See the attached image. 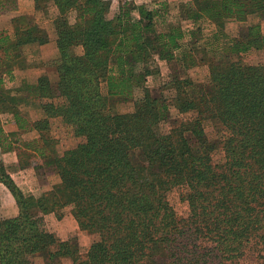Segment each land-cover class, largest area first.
<instances>
[{
  "label": "trees",
  "instance_id": "trees-1",
  "mask_svg": "<svg viewBox=\"0 0 264 264\" xmlns=\"http://www.w3.org/2000/svg\"><path fill=\"white\" fill-rule=\"evenodd\" d=\"M191 2L180 5L174 24L170 5L163 3L156 8L123 0L113 12L112 0H36L37 10L54 6L63 15L57 22L58 52L45 62L56 67L58 82L53 85L44 74L30 85L41 100L30 120L20 110L21 89L5 88L0 75V140L3 148L19 151L21 166L27 154L36 155L61 180L40 195H27L0 163V182L19 208L17 216L0 219V264H35L37 255L50 264L60 257H71L73 264H147L157 256L170 264H226L244 257L252 241L264 244V63L243 57L264 49L263 26L252 24L241 38L223 40L228 17L264 19V0ZM5 8L0 0V13ZM69 11L76 13L74 24ZM204 19L217 31L197 56L202 28L189 31L187 49L183 21L195 25ZM23 21L17 19L22 31L15 39L0 33V71L14 69L23 43L47 39L43 26ZM154 51L174 61L179 72L183 68L185 75L169 81L173 97L153 95L146 85ZM202 64L208 73L191 95L190 71ZM114 97L132 100L134 110L112 113ZM172 108L194 114L161 133L159 125ZM203 115L222 122L217 143L202 140ZM4 116L17 130L5 131ZM53 126L78 137L77 146L59 153ZM33 130L40 137H23ZM187 132L199 139L197 147ZM136 147L143 148V166L131 159ZM219 150L224 160L215 163ZM176 187L184 189L181 199L189 205L184 219L169 200ZM66 207L81 230L100 236L85 253L59 240L45 223L46 214L61 218Z\"/></svg>",
  "mask_w": 264,
  "mask_h": 264
},
{
  "label": "rangeland",
  "instance_id": "rangeland-1",
  "mask_svg": "<svg viewBox=\"0 0 264 264\" xmlns=\"http://www.w3.org/2000/svg\"><path fill=\"white\" fill-rule=\"evenodd\" d=\"M120 1L123 0H112V11L118 10ZM137 4L141 3H147L150 4L153 7L159 8L160 5L163 3L164 0L158 1V0H132ZM168 2V1H167ZM54 7V6H53ZM171 14V13H170ZM137 15V12H136ZM179 15V13H178ZM69 16L71 18H75L76 21V13L74 11H69L67 13V19L68 22L71 24L69 19ZM170 16V15H169ZM159 20V18H157ZM73 20V19H72ZM157 20V21H158ZM163 20V19H162ZM183 20V19H182ZM263 20V21H262ZM160 21V20H159ZM261 23L264 30V19L258 18V16H253L250 18L251 23ZM164 23V21H161ZM207 23L210 24L209 21L206 20ZM205 25L202 31L199 32V35H197L198 41V51L197 56L201 55V49L200 47L204 45L205 43L208 44V41L205 40L207 38L210 39V37L213 36V34L216 32L215 26L212 25ZM183 30L185 32V40L183 41V45L185 48L189 49V42L191 38L190 30L194 28V26H188V23L186 21H183ZM161 28H158L157 31H160ZM218 43L213 44V47L218 48ZM192 44H195L192 42ZM78 52H81L82 49H77ZM244 60L249 63H264V49H252L246 54H244ZM210 61V60H209ZM208 61V62H209ZM214 62L220 63L219 59H215ZM148 66L151 70V74L147 77V83L146 85L149 87L153 95H159V93H165L168 97L174 96L173 88L169 85V81L174 78V75H177L179 77L185 75L183 74V68L182 72L179 68H177V64L174 61H169L167 58H162L161 55L154 51L151 55V58L148 62ZM177 72V73H176ZM208 73V67L204 64L200 66H196L192 68L190 71V74L195 80V83L192 87L189 88V92L191 95H194L198 92L201 83L203 82L205 75ZM23 109H26L25 106H23ZM110 110L112 113H125V112H132L134 110V103L132 100L127 101V99L120 98V97H114L110 100ZM172 113L168 115L159 125V131L162 133L168 132L172 127L179 124L182 120L188 119L191 116H193L194 113H179L175 108L171 109ZM37 116V110L33 113V117L36 118ZM7 118H3L4 122V129L6 132L15 131L16 129H13L12 125H9L6 123ZM202 122L204 126V135L202 137V140H205L210 143H217L220 139V131L223 127L222 122L219 119L211 118L209 115H203L202 116ZM61 130L53 126L50 132V135L54 137L57 141V149L59 153H63L65 150L75 148L77 144L79 143V138L72 135L70 132L69 134H62L60 132ZM37 135V136H35ZM189 142L192 146L197 147L199 143V139L192 133L187 132L186 133ZM23 137L25 139H33L40 137L39 132H36V130L29 131L23 134ZM13 149L16 150L17 153V162L16 165H11L13 160H11L8 155L6 156L9 151H13ZM18 152L16 148H3L0 140V163H2L8 174L11 176V178L14 180V182L17 184V186L23 191V193L29 195L30 193L28 191H24L22 187L25 189H32L34 190L35 195H40L43 191L48 190L52 187V185L60 182V175L53 169H49L47 165L43 163V158L36 157V155H26V161L22 164L24 166H21V163L19 161ZM214 161L215 163H221L224 160V153L223 151L219 150L214 153ZM131 159L133 163L137 166H143L146 163V158L144 155V151L142 147H136L132 149L131 151ZM42 168H38L40 166H44ZM11 168H13L11 170ZM19 170V171H16ZM1 183V182H0ZM1 187L4 191V193L8 194L10 198H12V194L8 187L5 184H1ZM184 191L181 187H176L173 190L169 192V200L171 205L174 207L177 215L179 218H186L189 214V205L188 202L181 199V193ZM3 193V192H2ZM12 195V196H11ZM8 196V197H9ZM7 196H4V198ZM14 197V196H13ZM3 204L5 205V208L9 209V200L3 199ZM0 209H3L0 202ZM50 214V213H49ZM55 216V218L51 221L50 226L48 229L53 232V234L61 241H69L74 245H77L82 253H85L88 251L90 246L97 240L100 239L99 234L96 231H86L81 230L78 220L71 211L70 207H66L64 210V215L61 218H58L55 213H51ZM47 215V214H46ZM45 215V216H46ZM0 219H4L2 217V213L0 212ZM62 220V221H61ZM45 223L47 225V222L45 220ZM35 264H50L47 261L44 260L42 256L35 257ZM55 264H73V260L71 257H60L55 261ZM147 264H170L169 260L157 256L152 260L147 261ZM226 264H264V244H261L258 241H252V243L249 244V247L246 249V255L242 257L241 259L237 260L235 263L228 262Z\"/></svg>",
  "mask_w": 264,
  "mask_h": 264
},
{
  "label": "crops",
  "instance_id": "crops-1",
  "mask_svg": "<svg viewBox=\"0 0 264 264\" xmlns=\"http://www.w3.org/2000/svg\"><path fill=\"white\" fill-rule=\"evenodd\" d=\"M5 1V11L0 13V33H4L10 36L11 39H15L17 33L22 31L17 29V19L23 18L25 23H29L30 25L40 24L47 30V39L42 42L40 40H33L26 43H23L20 46V57L18 58V63L14 67L12 71L2 70L0 71V75L4 77V87L21 89V93L18 95L19 98L23 99L22 104L20 105V110L22 113L29 118L30 120H34L33 113L40 107V98L35 94V90L30 85H35L38 83V79L42 75H47L53 85L58 82V72L56 67L53 65L46 64L45 62L49 61L53 55L58 52L57 46V38H58V30L57 22L59 17L63 16L60 14L58 8L50 6L45 11L37 10L36 8V0H3ZM161 1V0H158ZM168 1V2H167ZM193 0H164L163 4L170 5L169 13H171L169 20L174 24H178V12L180 11V5L190 4ZM167 2V3H165ZM67 15V14H66ZM253 16H258V18L262 19L260 14H251L248 16L246 21H239L234 16H230L225 21L224 27V38L223 40L226 42H230L234 39H239L241 36H244V32L248 29L252 24L250 18ZM71 17L69 16V19ZM73 19V20H72ZM207 19L203 21H197L195 25L188 21V26L201 27L203 29L204 22L205 25L209 23L206 22ZM209 25L215 26L216 24L210 20ZM263 21V20H262ZM22 22V23H23ZM71 24L75 23V18H71ZM22 23H19L20 25ZM185 40V39H184ZM176 54L181 55V50H177ZM2 85V86H3ZM25 106L26 109H23ZM9 125L13 126V129L17 130V126L14 123H10ZM37 132V131H36ZM37 136V135H35ZM6 156L13 160L11 165H16L17 162V153L16 150L9 151ZM13 168H11L12 170ZM19 171V170H16ZM0 183V202L3 209H0L3 218L15 217L19 213V208L16 203L15 198L12 196L13 200L10 196L4 193ZM20 187L26 192L28 191L30 194H34V190L24 188L20 185ZM3 192V193H2ZM4 196H7L4 198ZM9 196V197H8ZM9 200V209L5 208L3 204V199ZM55 218L53 214H47L45 216V220L47 222V226H50L51 221ZM62 221V220H61Z\"/></svg>",
  "mask_w": 264,
  "mask_h": 264
}]
</instances>
